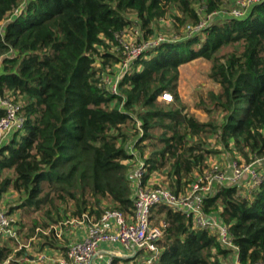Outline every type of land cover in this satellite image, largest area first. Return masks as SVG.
<instances>
[{
	"label": "trees",
	"instance_id": "1",
	"mask_svg": "<svg viewBox=\"0 0 264 264\" xmlns=\"http://www.w3.org/2000/svg\"><path fill=\"white\" fill-rule=\"evenodd\" d=\"M224 4L0 0V98L18 103L24 118L22 130L0 147V197L17 194L20 217L49 205L44 219L30 226L28 246L15 237L0 246V264H24L35 245L37 252L56 248L54 227L69 217L97 221L107 209L132 215L130 147L145 164L143 183L163 174L175 194L208 169L218 147L246 163L264 156V0L241 18L228 16ZM215 12L220 19L188 29ZM165 18L182 33L133 60L112 93L101 79L123 59L115 35L135 25L138 40H149L154 22ZM197 58L210 63L208 76L217 86L199 106L206 121L185 110L176 89L179 66ZM163 93L172 101L158 100ZM85 158L78 170L75 163L65 167L73 159L84 165ZM201 209L228 225L238 251L194 228L191 217L155 205L151 221L164 224L155 264L264 263V181L246 196L237 186L218 185ZM15 226L19 233L24 222ZM129 260L113 258L112 264Z\"/></svg>",
	"mask_w": 264,
	"mask_h": 264
},
{
	"label": "built area",
	"instance_id": "2",
	"mask_svg": "<svg viewBox=\"0 0 264 264\" xmlns=\"http://www.w3.org/2000/svg\"><path fill=\"white\" fill-rule=\"evenodd\" d=\"M260 0H234L232 9L227 13L233 18H241L245 15L249 6ZM201 22L193 31H200L207 24L219 18L218 13L203 15ZM161 20V19H160ZM135 36L132 42L125 40L126 31L116 34L115 37L122 49L123 59L113 67L114 74H105L102 82L112 93L117 92L119 81L128 73L131 63L138 57H145L152 47L165 41V37L156 35L149 40L143 38L138 40L141 30L137 26H131ZM129 28V27H128ZM144 55V56H143ZM112 70V69H111ZM161 97L171 102L170 94L163 93ZM0 108L4 115L0 117V147L14 132L22 130L24 118L20 114V105L14 103L10 98H0ZM130 155L126 163L130 167V180L133 190V214L125 216L114 209H107L97 221L88 220L85 222L76 218H67L54 227L55 237L58 241L64 240V233L70 229L83 228V234L69 240L65 248H52L36 252L32 256L22 258L24 264H93L98 257L101 245H108L109 257L106 264H112L113 258L131 259L136 258L137 264H155L160 255L157 242L163 235V222L154 225L150 218L151 208L155 205H162L172 211L184 214L192 218L194 228L207 229L217 237V240L224 249L238 251L229 227L216 214L207 215L202 209V202L205 197L213 194L218 185H232L243 188L246 193L249 189H255L264 181V156L254 158L246 163L239 157L232 162L229 171L219 172L214 169H206L202 175H196L184 192L175 194L166 186L158 184L151 175L144 183L145 164L133 148H129ZM2 197V196H1ZM0 197V240L4 237H15L18 235L15 230L16 220L14 214L1 204ZM74 235V232H73ZM114 250V251H112ZM13 256V255H12ZM235 263L238 260L235 259ZM5 264H9L6 261ZM264 264V263H257Z\"/></svg>",
	"mask_w": 264,
	"mask_h": 264
},
{
	"label": "rangeland",
	"instance_id": "3",
	"mask_svg": "<svg viewBox=\"0 0 264 264\" xmlns=\"http://www.w3.org/2000/svg\"><path fill=\"white\" fill-rule=\"evenodd\" d=\"M232 7H233V0H225V4L223 5V10H226V12H228L232 9ZM128 16H129L128 18L130 20L134 21L135 16L133 14L128 15ZM131 26L129 28L128 27L125 28V30H127V31H126V35L124 37H125V40L128 42H132L134 39V36H135L134 30L132 29ZM153 27H154V31H155V36L160 35L162 37L168 38L169 40L175 39V36L178 33H182L181 29L177 30L178 31L177 32L176 30H174L171 27V22H170L169 18L156 20L154 22ZM209 67H210V63L201 59V58L193 59V60L186 62V63L179 66V75H178L176 89H177V92L179 94L182 106H184L185 110L188 111V113L194 114L201 121L208 120L209 116L206 113H204V111L201 108H199V106L201 105L200 103L201 102L204 103V101L207 103L208 102L207 101L208 92L211 90L217 89L216 84H214L208 76ZM166 94H169V93H166ZM158 100H161L164 102L166 101L161 96L158 98ZM209 143L214 144L213 139H210ZM218 149H219V152L213 154L212 156H210L207 159L208 169H214L216 171L224 173L226 171H229L232 162L235 160H238V157L236 155H233L231 153V151H229V150L219 148V147H218ZM86 158H85L84 165L80 161L73 159L72 161L67 163L65 167H68V166H70V164L75 163L76 164V170H78L79 168L86 165ZM76 172L73 176L74 178L76 177ZM153 179L158 184H161L164 186L166 185L165 182H163V179H164L163 174H157L154 176ZM53 186L54 187L59 186V187L65 189L67 191H71L69 188L65 187V185L61 186L58 184H54ZM240 190H241V193L246 196L247 193H250V190H252V189L247 190L248 191L247 193H246V191H244L243 188H240ZM1 198H2L1 204L6 209H9L14 214L16 222L17 221H23L24 222V227L22 228V230L19 233H18V230L20 228L17 226L14 227L15 232L18 234V235H16L15 239L17 241L21 242L22 245L28 246L27 236L31 235L30 226L32 225V223L34 221H41L44 219V211L49 207V205L44 204V205L40 206L39 208H31L27 212L26 215L20 217V214H22V210L20 208L15 210V207L17 205H19L18 204V195L11 193V192H7ZM10 208H12V209H10ZM12 210H14V211H12ZM5 241H6V237L2 238L0 240V246ZM33 241H34V243L38 242V240H35V239H33ZM60 241H56V247L57 248L60 247L59 246ZM62 241H63V239H62ZM36 246L37 245H35L34 248H32V247L28 248V253H30L32 255L35 254L37 252ZM45 249L46 248H44L43 250H45ZM137 260L138 259H136V258H131L127 263L137 264ZM94 264H97V262Z\"/></svg>",
	"mask_w": 264,
	"mask_h": 264
},
{
	"label": "crops",
	"instance_id": "4",
	"mask_svg": "<svg viewBox=\"0 0 264 264\" xmlns=\"http://www.w3.org/2000/svg\"><path fill=\"white\" fill-rule=\"evenodd\" d=\"M83 228L81 227V229H70V227L66 228L67 230L64 233V240L60 241L59 246L63 249L65 248V246L67 245V243L69 242V240H73L75 238L81 237L83 234ZM74 232V235H73ZM112 248L109 247L108 245H101L100 247V252L98 257L94 260L93 264L97 262V264H106V261L109 257V250H111ZM114 251V250H112ZM126 264H130V263H126Z\"/></svg>",
	"mask_w": 264,
	"mask_h": 264
}]
</instances>
